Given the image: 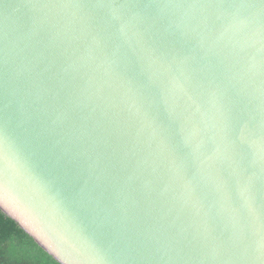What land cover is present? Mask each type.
<instances>
[{
	"label": "water",
	"instance_id": "obj_1",
	"mask_svg": "<svg viewBox=\"0 0 264 264\" xmlns=\"http://www.w3.org/2000/svg\"><path fill=\"white\" fill-rule=\"evenodd\" d=\"M0 210L60 264H264V0H0Z\"/></svg>",
	"mask_w": 264,
	"mask_h": 264
},
{
	"label": "trees",
	"instance_id": "obj_2",
	"mask_svg": "<svg viewBox=\"0 0 264 264\" xmlns=\"http://www.w3.org/2000/svg\"><path fill=\"white\" fill-rule=\"evenodd\" d=\"M0 264H60L0 210Z\"/></svg>",
	"mask_w": 264,
	"mask_h": 264
}]
</instances>
